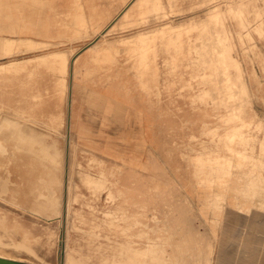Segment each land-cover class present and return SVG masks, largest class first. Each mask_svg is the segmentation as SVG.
I'll list each match as a JSON object with an SVG mask.
<instances>
[{
	"label": "rangeland",
	"instance_id": "374dc122",
	"mask_svg": "<svg viewBox=\"0 0 264 264\" xmlns=\"http://www.w3.org/2000/svg\"><path fill=\"white\" fill-rule=\"evenodd\" d=\"M146 1L35 0L34 9L36 5L41 6V16L34 17V26L39 27V32L34 34L49 42L32 48L27 41L17 38L18 47L14 51L1 53L0 62L14 58L23 61L8 64L7 74L0 72V114L9 112L18 116L22 112L19 118L39 126L43 118L55 122L51 126L59 131L62 114L54 117L49 114L60 107L58 103L64 99L65 91L62 94L59 88L65 90V78L74 64L87 73H101V79L95 83L110 86L131 100L138 99L147 110H156L152 139L154 130L157 136L155 147L147 146L142 160L135 154L127 155V159H117L115 154L110 157L69 136L65 162L72 182L70 230L64 232L57 219L33 215L27 208L15 206L12 200L1 198L0 236L4 243H0V249L18 251L48 264H73L64 253L63 243L68 240L70 246L91 254L88 257L91 261L99 263L106 256L111 260L115 255L123 262L114 264H125L130 252L128 246L141 249L155 244L160 248L139 254V250L129 248L136 252L134 264H195L197 257L207 255L214 258L213 264H219L224 258L228 264H264V234L251 233V238H259L258 244L248 240L251 217L258 215L253 207L264 208V0ZM162 5L165 10H161ZM160 25L164 27L159 30ZM141 35L143 38L146 35L147 40L140 42ZM134 37L139 44L134 42ZM65 39L68 41L64 42ZM105 44L115 46L107 51H95V45ZM54 48L64 52L55 58L47 57ZM107 52L117 53L109 55ZM37 54L39 56L28 59ZM80 54H86L83 61L79 59ZM31 145L34 150L41 146L40 142ZM57 146L65 150L66 143L59 142ZM31 155L29 152L28 156ZM28 162L32 167L37 165L33 160ZM0 172L4 173V169ZM88 173H92L89 181ZM93 174L97 179L102 176V181L107 177V182L101 181L97 187ZM8 190V186H4L0 192L5 195ZM59 191L49 189L42 196L52 199ZM66 196L67 193L64 198ZM59 200L51 202L56 209L60 208L55 203ZM42 204L50 214V206L46 202ZM4 222L11 226L5 227ZM25 237H29L40 256L25 249L16 250L13 240ZM99 243L101 248L91 247ZM178 244L182 248L177 247ZM210 246L213 252L204 254L210 251ZM253 250L259 256L248 255Z\"/></svg>",
	"mask_w": 264,
	"mask_h": 264
},
{
	"label": "bare ground",
	"instance_id": "6f19581e",
	"mask_svg": "<svg viewBox=\"0 0 264 264\" xmlns=\"http://www.w3.org/2000/svg\"><path fill=\"white\" fill-rule=\"evenodd\" d=\"M125 1V0H124ZM146 1V0H145ZM148 1V0H147ZM146 1V2H147ZM155 1V0H154ZM17 2V4H16V6L17 7H19L20 8V2H18V1H16ZM3 3V2H2ZM68 3V2H67ZM84 3V2H83ZM154 3H156V2H154ZM154 3H152V5L154 4ZM160 3H162V2H160ZM159 3V4H160ZM171 4V3H170ZM156 5H157V3H156ZM1 6H3V4H1ZM155 6V5H154ZM150 7H152V6H150ZM149 7V8H150ZM82 9H83V7H81ZM147 8V7H146ZM146 8H144V9H146ZM159 8V7H158ZM161 8H163V5H162V7ZM161 8H159V9H161ZM166 9V8H165ZM164 8L163 9H161V10H165ZM148 11H150V10H148ZM158 12V11H157ZM166 12V11H165ZM168 12V11H167ZM167 12H166V15H167ZM142 13H144V12H142ZM146 13V12H145ZM148 13V12H147ZM153 13H155V11L153 12ZM159 13H161V11L159 12ZM97 14H99V13H97ZM137 14V13H136ZM141 14V13H140ZM149 14V13H148ZM165 14V13H164ZM163 14V15H164ZM135 15V14H134ZM134 15H132V16H134ZM139 15V13L137 14V16ZM144 15L145 14H143L142 16L144 17ZM165 15V16H166ZM88 16V15H87ZM101 16V15H100ZM129 16H131V15H129ZM149 16V15H148ZM135 17V16H134ZM134 17H131V18H134ZM140 17V16H139ZM146 17V16H145ZM144 17V18H145ZM161 17H163V16H161ZM84 18V17H83ZM130 18V19H131ZM142 18V17H141ZM143 18V19H144ZM149 18H150V16H149ZM18 19V22L20 23V22H23V23H21V24H19L18 23V26H16L15 28H12L13 29V31H15V32H26V29H27V23H26V21L24 20L23 21V18L21 19V21H19V17L17 18ZM96 19H98L97 17H96ZM101 19V18H100ZM100 19H99V22H100ZM104 19V18H103ZM102 19V20H103ZM126 19V18H125ZM127 19H128V17H127ZM129 19V20H130ZM137 18H135V20H136ZM138 19H140V18H138ZM138 19H137V21H138ZM142 19V20H143ZM151 19V18H150ZM79 20V19H78ZM85 22H86V20H84ZM87 21H89V20H87ZM111 21V20H110ZM140 21L141 20H139V23H140ZM78 22V21H77ZM91 21H89L88 23H90ZM113 22H114V20H113ZM132 22V24H133V22H135V21H131ZM131 22H130V24H131ZM145 22V21H144ZM143 22V23H144ZM147 22V21H146ZM145 22V23H146ZM83 23V22H82ZM166 23V22H165ZM164 23V24H165ZM168 23V22H167ZM169 23H171L170 21H169ZM173 23V22H172ZM171 23V24H172ZM80 24V23H79ZM84 24V23H83ZM116 24V23H115ZM118 24V23H117ZM129 24V23H128ZM137 24V23H136ZM142 24V22L140 23V25ZM151 24V23H150ZM71 25V24H70ZM81 26L80 27H82V24H80ZM86 25H88L89 26V24H86ZM90 25H91V23H90ZM93 25V24H92ZM139 25V24H138ZM169 25V24H168ZM173 25V24H172ZM98 26H99V24H98ZM119 26H120V24H119ZM125 26V25H124ZM129 26V25H128ZM132 26V25H131ZM130 26V27H131ZM135 26V25H134ZM161 26V25H160ZM90 27V26H89ZM126 27H127V24H126ZM141 27V26H140ZM143 27V26H142ZM162 27V26H161ZM159 28V26H158V28H159V30L160 29H163V27L162 28ZM165 27H167V29L169 28V26H165ZM112 28H114V27H112ZM171 28V27H170ZM73 29H75V27L73 28ZM103 29V28H102ZM117 29V26H115V29H114V32H116L115 30ZM145 29H147V28H145ZM152 29V28H151ZM87 30V29H86ZM89 30V29H88ZM100 30V29H99ZM107 30V29H106ZM143 30V29H142ZM37 32H38V30H36ZM43 31V29L41 28V32ZM113 31V30H112ZM141 30H138V32H140ZM148 31V30H147ZM69 33H70V31H68ZM79 32V31H78ZM94 32H96V31H94ZM99 33H101V31H98ZM106 32V31H105ZM108 32V31H107ZM111 32V31H110ZM137 32V31H136ZM135 32V33H136ZM143 32V31H142ZM146 32V31H145ZM149 32V31H148ZM92 33V32H91ZM90 32H89V34H91ZM98 33V34H99ZM133 33V32H132ZM6 34V33H5ZM12 34V33H11ZM29 34H30V32H29ZM88 34V35H89ZM104 34V33H103ZM107 34V33H106ZM138 34V33H137ZM143 34H145V33H143ZM153 34V33H152ZM4 35V34H3ZM8 35V34H7ZM87 35V34H86ZM86 35L84 36V37H86ZM87 35V36H88ZM105 35V34H104ZM103 35V36H104ZM128 35V34H127ZM132 35V34H131ZM136 35V34H135ZM134 35V36H135ZM140 35V34H139ZM146 35H148V34H146ZM144 36V38H143V36H142V38L141 37H139V39L138 40H140V42H144L143 41V39L144 40H147V36ZM91 36V35H90ZM90 36H88V37H90ZM98 36V35H97ZM109 36V35H108ZM120 36V35H119ZM123 36V35H122ZM125 36L126 35H124V38H125ZM149 36V35H148ZM65 37V36H64ZM68 37V36H67ZM66 37V38H67ZM70 37V36H69ZM72 37V36H71ZM100 37V36H99ZM129 36H127V38H128ZM133 37V36H132ZM138 37V36H137ZM137 37H134L135 38V40H134V42L135 41H137L136 40V38ZM145 37H146V39H145ZM151 37H152V35H151ZM22 39V40H24V41H27L26 43H29L30 45L29 46H31L32 48H35V47H39V46H41L42 45V47H43V44L44 43H47V42H49L48 40H44V39H41V40H37L36 38H34V37H31V36H27V35H19V36H16V37H10V36H1L0 37V49H1V51H2V53H7V52H12V51H14L17 47H18V45H17V42H16V39ZM44 38V37H43ZM53 38V37H52ZM61 38V37H60ZM81 38H83V36L81 37ZM106 38V37H105ZM117 38V37H116ZM115 37L113 38V39H116ZM121 38V37H120ZM142 40H141V39ZM39 39H40V37H39ZM72 39V38H71ZM70 39V40H71ZM77 39V38H76ZM98 39V38H97ZM109 39V38H108ZM107 38H106V40H108ZM111 39V38H110ZM122 39H123V37H122ZM126 39V38H125ZM132 39V38H131ZM149 39V38H148ZM66 40V39H65ZM103 40V39H102ZM102 40H99V41H102ZM105 40V39H104ZM117 40V39H116ZM115 40V41H116ZM124 40V39H123ZM133 40H132V44H133ZM56 41V40H55ZM58 41H59V39H58ZM68 40H66V41H64V42H67ZM121 41V40H120ZM127 41V40H126ZM130 41V40H129ZM128 41V42H129ZM117 42V41H116ZM122 42V41H121ZM138 42V41H137ZM147 42V41H146ZM94 43V42H93ZM93 43H89L90 44V46H93V45H91V44H93ZM98 42L96 41V44H97ZM107 43H108V41H107ZM110 43V42H109ZM113 43V42H112ZM118 43H120V42H118ZM126 43V42H125ZM54 44V43H53ZM59 44V43H58ZM114 44H115V42H114ZM117 44V43H116ZM127 44V43H126ZM138 44H139V42H138ZM137 44V46H139ZM47 45V44H46ZM51 45V44H50ZM69 44H67V46H68ZM134 45V44H133ZM142 45H143V43H142ZM148 45V44H147ZM146 45V46H147ZM53 46V45H52ZM66 46V47H67ZM72 46V45H71ZM88 46V45H87ZM113 46H115V45H113V44H108V45H95L94 46V49H95V51L97 50L98 52L99 51H107V50H110ZM121 46H123V45H121ZM46 47H48V45L46 46ZM45 47V48H46ZM57 47V46H56ZM77 47V46H76ZM83 47V46H82ZM120 47V46H119ZM118 47V48H119ZM51 48V47H50ZM58 48V47H57ZM64 48V47H63ZM74 48H75V46H74ZM117 48V47H116ZM145 48V47H144ZM148 48V47H147ZM146 48V49H147ZM55 49V48H54ZM50 50V52H48V55H47V57H51V56H54L53 58H55L56 56H58V54H60V53H62V52H64L62 49H55V50ZM68 49H69V47H68ZM73 49V48H72ZM76 49V48H75ZM77 50H78V48H77ZM114 50H117V49H115V47H114ZM119 50V49H118ZM118 50H117V52H118ZM145 50V49H144ZM149 50V49H148ZM147 50V51H148ZM146 51V50H145ZM116 52V53H117ZM120 52V51H119ZM44 53V52H43ZM45 53H47V52H45ZM44 53V54H45ZM108 53V52H107ZM110 53V52H109ZM108 53V54H109ZM114 53L115 52H112V53H110L109 55H111V54H113L114 55ZM115 53V54H116ZM148 53H149V51H148ZM42 54V53H41ZM40 54V55H41ZM95 54V53H94ZM97 54V53H96ZM101 54V53H100ZM99 54V55H100ZM103 54V53H102ZM105 55V54H104ZM108 55V56H109ZM112 55V56H113ZM118 55V54H117ZM37 56H39V54H37V55H32V56H30V57H28V59H31V58H35V57H37ZM93 55H91V57H92ZM148 56V55H147ZM110 57V56H109ZM93 58V57H92ZM26 59V58H25ZM24 59V60H25ZM113 59V58H112ZM112 59H110V61L112 60ZM95 60V59H94ZM93 60V61H94ZM99 60H100V57H99ZM109 60V59H108ZM21 61H23L22 59H16V58H14V59H10L9 61H2V62H0V72L2 73V74H7L6 73V68H7V65L8 64H14V63H18V62H21ZM66 61V60H65ZM81 61H83V60H81ZM101 61V60H100ZM107 61V60H106ZM60 62V61H59ZM102 62V61H101ZM100 62V63H101ZM108 62V61H107ZM57 63V62H56ZM70 63H71V61H70ZM78 63H79V61H78ZM102 64V63H101ZM64 65V64H63ZM71 65V64H70ZM81 65V64H80ZM93 65V64H92ZM98 65V64H97ZM90 66V65H89ZM102 66V65H101ZM74 67V66H73ZM72 67V68H73ZM77 67V66H76ZM95 67V66H94ZM98 67V66H97ZM96 68V67H95ZM94 68V70H96ZM65 69H66V67H65ZM71 69V68H70ZM100 69V68H99ZM98 69V70H99ZM84 70V69H83ZM78 71H79V69H78ZM75 72V71H74ZM80 72V71H79ZM77 73V72H76ZM12 74V73H11ZM9 75V74H8ZM14 75V74H13ZM58 75V74H57ZM98 75V74H97ZM96 75V76H97ZM108 75V74H107ZM66 76V75H65ZM108 76H110V74L108 75ZM17 77V76H16ZM37 77H40V76H37ZM36 77V79H38ZM59 77V76H58ZM58 77H56L57 79H58ZM68 77V76H67ZM66 77V78H67ZM34 77H32V79H33ZM76 78V77H75ZM97 78H98V76H97ZM96 78V79H97ZM101 78V77H100ZM103 78V77H102ZM223 78H224V76H223ZM39 79H41V78H39ZM68 79V78H67ZM66 79V80H67ZM109 79V78H108ZM10 80H12V79H10ZM27 80V79H26ZM98 80V79H97ZM19 81H21V80H19L18 79V82ZM23 81H25V80H23ZM35 81V80H34ZM37 81V80H36ZM47 81H49V80H47ZM52 81H53V79H52ZM56 81V80H55ZM68 81V80H67ZM89 81V80H88ZM12 82V81H11ZM26 82V81H25ZM24 82V83H25ZM30 82H32V80L30 81ZM40 82V81H39ZM38 82V83H39ZM57 82V81H56ZM60 82V81H59ZM1 83V82H0ZM28 83V82H27ZM85 83V82H84ZM16 84V83H15ZM44 84H45V81H44ZM57 84H58V82H57ZM4 85V84H3ZM6 85V84H5ZM18 85V84H17ZM25 85H26V83H25ZM38 85V84H37ZM36 85V86H37ZM93 85V84H92ZM60 86V85H59ZM62 86V85H61ZM96 86V85H95ZM22 87V86H21ZM20 87V88H21ZM27 87H29V86H27ZM35 87V86H34ZM45 87V86H44ZM49 87V86H48ZM57 87H58V85H57ZM97 87V86H96ZM2 88H4V87H2ZM15 88V87H14ZM19 88V89H20ZM37 88V87H36ZM63 88H64V86H63ZM69 88H70V86H69ZM112 88V87H111ZM8 89V88H7ZM24 89H26L25 88V86H24ZM38 89H40L39 87H38ZM66 89L67 88H65V90H62V87H60L59 88V91H62V94H63V91H65L66 92ZM6 90V89H5ZM16 90V89H15ZM18 90V89H17ZM30 90V89H29ZM34 90H35V88H34ZM41 90V89H40ZM45 90H47L46 89V87H45ZM7 91H9V90H7ZM21 91H22V89H21ZM36 91H38V90H36ZM49 91V90H48ZM75 91V90H74ZM11 92V91H10ZM41 92V91H40ZM12 93V92H11ZM17 93V92H16ZM77 93V92H76ZM42 94H43V92H42ZM49 94V93H48ZM65 94V93H64ZM44 95H45V93H44ZM47 95V94H46ZM28 96V95H27ZM66 96V95H65ZM76 96V95H75ZM74 96V97H75ZM26 97V96H25ZM29 97V96H28ZM30 97H31V95H30ZM43 98H45V97H43ZM66 98V97H65ZM24 99V98H23ZM35 99V98H34ZM37 99V98H36ZM33 100V99H32ZM62 100V99H61ZM9 101V100H8ZM18 101H20V100H18ZM26 101V100H25ZM38 101V100H37ZM69 101H71V100H69ZM10 102V101H9ZM8 102V103H9ZM12 102V101H11ZM10 102V103H11ZM22 102V101H21ZM28 103V102H27ZM58 103V102H57ZM36 104V103H35ZM34 104V105H35ZM38 104H39V102H38ZM38 104H36L35 105V107L38 105ZM34 105H33V107H34ZM8 106V105H7ZM22 106V105H21ZM75 106H77V105H75ZM114 106V105H113ZM10 107V106H9ZM19 107V106H18ZM17 107V108H18ZM32 106H31V108L30 109H32L33 108ZM41 107H42V105H41ZM57 107H58V105H57ZM11 108V107H10ZM80 108V107H79ZM120 108V107H119ZM9 109V108H8ZM7 109V110H8ZM26 109V108H25ZM12 110V109H11ZM43 110V109H42ZM102 110V109H101ZM37 111V110H36ZM68 111V110H67ZM21 112V111H20ZM20 112H18V113H20ZM41 112V111H40ZM114 113V112H113ZM122 113V112H121ZM16 114V113H15ZM66 114H67V112H66ZM109 114V113H108ZM111 114V113H110ZM140 114V113H139ZM20 115V114H19ZM18 115V116H19ZM21 115H22V112H21ZM20 115V116H21ZM32 115V114H31ZM34 115H35V113H34ZM50 116L49 117H54V116H57V115H59V114H54L53 112H50V114H49ZM54 115V116H53ZM81 115V114H80ZM112 115V114H111ZM127 115V114H126ZM131 115H133V114H131ZM17 115H14V114H12V113H9V112H5V113H2V114H0V171H1V169H4V173H1L0 172V189L2 188V187H4V186H8V193L7 194H5V195H3L1 192H0V199L1 198H8V199H10V200H12L16 205L15 206H17V207H21V208H23V207H25V208H27V210L28 211H30V212H32L33 213V215L34 214H37V215H39V216H41V217H44L45 219H47V220H53V219H57V220H59V222H60V224L59 225H61L62 227H61V229L64 231V232H68V230H70L69 229V221H70V218L71 217H69V215H70V209H71V203H70V201H71V195H70V192H71V183L72 182H70V177L68 176V174H67V169H66V162H65V157H66V152L68 151V148H69V140L67 139L66 140V146H65V150H61V148L59 147L58 148V146H57V144L60 142V140H59V138L57 137V136H55L53 133H52V124H54L55 122H48L47 120H45V119H43V118H41V125H42V122H44V123H46V124H44V126H46V128H47V131H45V132H41V130H38L37 128H35V127H33V124L31 125V124H29L28 122H26L25 120H23V119H21V118H19ZM23 116V115H22ZM21 116V117H22ZM28 116V115H27ZM39 116V115H38ZM43 116V115H42ZM61 116V115H60ZM63 116V115H62ZM118 116V115H117ZM32 117V116H31ZM112 117V116H111ZM128 117V116H127ZM33 118V117H32ZM48 119V118H47ZM53 119V118H52ZM61 119H64V118H61ZM105 119H106V117H105ZM56 120H58V119H56ZM102 120H104V119H102ZM108 120V119H107ZM82 121V120H81ZM127 121V120H126ZM57 122V121H56ZM60 122V121H59ZM63 122V121H62ZM80 122V121H79ZM107 122V121H106ZM130 122V121H129ZM58 123V122H57ZM61 123V122H60ZM102 123H103V121H102ZM101 123V124H102ZM79 124V123H78ZM81 124V123H80ZM133 124H134V122H133ZM52 125V126H51ZM64 125V124H63ZM55 126H56V124H55ZM60 126V125H59ZM111 126V125H110ZM60 127H62V125L60 126ZM66 128V127H65ZM73 128V127H72ZM71 128V129H72ZM58 129V125L56 126V130ZM76 129V128H75ZM54 130V129H53ZM64 130V129H63ZM42 131H44V129L42 130ZM65 132V131H64ZM95 132H97V131H95ZM82 133V132H81ZM87 133V132H86ZM113 133V132H112ZM89 134V133H88ZM115 134V133H114ZM83 135V134H82ZM94 135V134H93ZM120 135V134H119ZM116 136H118V135H116ZM61 137V136H60ZM99 137V136H98ZM123 137V136H122ZM95 139V138H94ZM98 140V139H97ZM36 142H40V144H41V146H40V150H41V152L39 151V149H37V150H34V148H33V146L31 145V144H33V143H36ZM75 142V141H74ZM74 142H72V143H74ZM125 142V141H124ZM80 143V142H79ZM76 145V144H75ZM82 145V144H81ZM83 148V147H82ZM91 149V148H90ZM101 150H102V148H101ZM164 150H166V149H164ZM155 151H156V149H155ZM160 151V150H159ZM29 152L30 153H32V155L29 157L28 156V154H29ZM84 152V151H83ZM89 152V151H88ZM158 153V152H157ZM105 154V153H104ZM108 154V153H107ZM165 154H166V152H165ZM99 155V154H98ZM112 155V154H111ZM168 155V154H167ZM166 155V156H167ZM93 156V155H92ZM108 156V155H107ZM173 156V155H172ZM95 157V156H94ZM106 157V156H105ZM162 157V156H161ZM168 157V156H167ZM96 158V157H95ZM99 158V157H98ZM115 158V157H114ZM164 158V157H163ZM97 159V158H96ZM102 160L104 159V158H101ZM118 159V158H117ZM29 160H33V161H35V162H37L36 164V166L35 167H32V165L28 162ZM98 160V159H97ZM101 160V162H103ZM120 160V159H119ZM21 161V162H20ZM92 161V160H91ZM100 161V160H99ZM98 161V162H99ZM121 161V160H120ZM43 163H44V167L42 166L43 165ZM82 163V162H81ZM91 163V162H90ZM124 163V162H123ZM137 163V162H136ZM158 163V162H157ZM83 164V163H82ZM81 164V165H82ZM148 164V163H147ZM80 165V166H81ZM92 165V164H91ZM106 165V164H105ZM149 165V164H148ZM168 165V164H167ZM171 165V164H170ZM241 165V164H240ZM39 168H38V167ZM76 166V165H75ZM79 166V165H78ZM83 166V165H82ZM93 166V165H92ZM180 166V165H179ZM68 167H70V169H71V165L69 164V166ZM88 167V166H87ZM161 167V166H160ZM171 167V166H170ZM177 167V166H176ZM75 168V167H74ZM83 168V167H82ZM85 168V167H84ZM90 168V167H89ZM142 168V167H141ZM140 168V169H141ZM163 168V167H162ZM172 168V167H171ZM80 169H81V167H80ZM120 169H121V167H120ZM175 169V168H174ZM182 169V168H181ZM72 170V169H71ZM79 170V169H78ZM87 170V169H86ZM101 170H102V168H101ZM179 170V169H178ZM183 170H184V168H183ZM68 171H69V169H68ZM82 171V170H81ZM105 171V170H104ZM104 171H103V173H104ZM156 171V170H155ZM86 172V171H85ZM87 172H88V170H87ZM93 172H95V171H93ZM92 172V173H93ZM175 172V171H174ZM181 172V171H180ZM92 173H90V175L92 174ZM98 173V172H97ZM103 173H101V174H103ZM113 173V172H112ZM71 174V173H70ZM69 174V175H70ZM82 174H83V172H82ZM84 175V174H83ZM83 175H81L82 177H83ZM88 175H89V173H88ZM90 175L88 176V181H89V179H90ZM94 175V174H93ZM97 175V174H96ZM104 175V174H103ZM71 176V175H70ZM77 176V175H76ZM85 176V175H84ZM185 176V175H184ZM86 177V176H85ZM92 177V176H91ZM109 177V176H108ZM93 182L95 181V185H96V183H97V187H99L98 186V183H100L102 180V176H100L99 177V179H97V177H95V175L93 176ZM107 178V177H106ZM106 178L104 179V181H102V183L104 182L105 183V181H106ZM186 178V177H185ZM187 179V178H186ZM86 181V183H87V178L85 179ZM110 180V179H109ZM115 180V179H114ZM164 180V179H163ZM97 181V182H96ZM184 181V180H183ZM76 182V181H75ZM93 182H91V183H93ZM107 182V181H106ZM89 183V182H88ZM103 183V184H104ZM74 184V183H73ZM91 185V184H90ZM101 185V184H100ZM113 185V184H112ZM94 186V185H93ZM105 186V185H104ZM107 187H109V186H107ZM107 187H105V188H107ZM158 187V186H157ZM55 188H58L60 191L59 192H57L54 196H53V198L52 199H50V198H48V197H46V196H42V193L44 192H46L47 190H49V189H55ZM89 188H92V187H89ZM94 188V187H93ZM105 188H103V190L105 189ZM96 189V188H95ZM181 189V188H180ZM75 190V189H74ZM111 190V189H110ZM178 190V189H177ZM95 191V190H94ZM102 191V190H101ZM121 191V190H120ZM180 191H182V190H180ZM77 192V191H76ZM92 192V191H91ZM96 192V191H95ZM108 192V191H107ZM106 192V193H107ZM112 192H114V191H112ZM65 193H67L68 194V196H66L65 198H64V195H65ZM82 193V192H81ZM157 193V192H156ZM174 193V192H173ZM180 193V192H179ZM85 194H87V193H85ZM92 194V193H91ZM95 194V193H94ZM114 194H115V192H114ZM150 194V193H149ZM83 196H84V193L82 194ZM151 195V194H150ZM114 196V195H113ZM116 196V195H115ZM88 197V196H87ZM57 198H60L61 200H59L58 202H55L56 203V205H57V207H60V208H58V209H56V208H54L53 207V205H52V201H57ZM94 198V197H93ZM97 198H98V195H97ZM102 198V197H101ZM109 198V197H108ZM149 198V197H148ZM82 199V198H81ZM111 199V198H110ZM114 199V198H113ZM3 200V199H2ZM127 200V199H126ZM125 200V201H126ZM140 200V199H139ZM147 200V199H146ZM153 200V199H152ZM73 201H75V200H73ZM114 201V200H113ZM135 201V200H134ZM144 201V200H143ZM142 201V202H143ZM148 201H150V200H148ZM148 201H146V202H148ZM43 202H46L49 206H50V211H51V213L49 214V213H47L46 212V210L43 208ZM106 202V201H105ZM122 202V201H121ZM140 202V201H139ZM124 203V202H123ZM126 203V202H125ZM83 204V203H82ZM95 204V203H94ZM132 204V203H131ZM135 204V203H134ZM143 204V203H142ZM47 205V206H48ZM74 205V204H73ZM120 205V204H119ZM147 205V204H146ZM127 206V205H126ZM144 206H145V204H144ZM125 207V206H124ZM138 207V206H137ZM35 208H39L40 210L39 211H36L35 210ZM100 208V207H99ZM112 208V207H111ZM116 208V207H115ZM126 208V207H125ZM129 208V207H128ZM144 207H142V209H143ZM75 209V208H74ZM77 209V208H76ZM81 209H84V208H81ZM80 209V210H81ZM87 209V208H86ZM91 209H92V207H91ZM108 209V208H107ZM130 209V208H129ZM144 209H147V207L146 208H144ZM73 210V209H72ZM108 210H110V209H108ZM128 210V209H127ZM132 210V209H131ZM138 210V209H137ZM141 210V209H140ZM10 211V210H9ZM103 211V210H102ZM124 211V210H123ZM145 211V210H144ZM23 212V211H22ZM82 212H86V210L85 211H83L82 210ZM104 212V211H103ZM115 212V211H114ZM113 212V213H114ZM118 212V211H117ZM126 212H128V211H126ZM129 212H130V210H129ZM134 212H137V211H134ZM138 212H139V210H138ZM141 212H143V211H141ZM97 213V212H96ZM111 213V212H110ZM116 213V212H115ZM122 213V212H121ZM145 213V212H144ZM7 214V213H6ZM73 214V213H72ZM86 214H89V212L88 213H86ZM105 214V213H104ZM109 214V213H108ZM129 214V213H128ZM134 214V213H133ZM8 215V214H7ZM75 215V214H74ZM78 215V214H77ZM125 215V214H124ZM139 215V214H138ZM144 215V214H143ZM17 216V215H16ZM21 216V215H20ZM25 216V215H24ZM71 216V215H70ZM80 216V215H79ZM107 216V215H106ZM108 216H110V215H108ZM113 216V215H112ZM111 216V217H112ZM105 217V216H104ZM114 217V216H113ZM117 217V216H116ZM120 218H121V216H120ZM119 218V219H120ZM77 219V218H76ZM117 219V218H116ZM75 220V219H74ZM78 220V219H77ZM115 220V219H114ZM158 220V219H157ZM9 221V220H8ZM116 221V220H115ZM13 222H15V221H13ZM12 222V223H13ZM80 222V221H79ZM41 223V222H40ZM77 223V222H76ZM20 224V223H19ZM32 224V223H31ZM83 224V223H82ZM82 224H80V225H82ZM106 224H108V223H106ZM177 224V223H176ZM45 225V224H44ZM4 226L5 227H10L11 225H9V224H7L6 222H4ZM211 226V225H210ZM17 228H20L19 226H16ZM45 227V226H44ZM53 227V226H52ZM213 227V226H212ZM23 227H21V229H22ZM201 228V227H200ZM263 228V227H262ZM34 229H36V228H34ZM177 229V228H176ZM207 230V229H206ZM35 231V230H34ZM47 231H49V230H47ZM60 231V230H59ZM86 231V230H85ZM98 231V230H97ZM46 232V231H45ZM73 232V231H72ZM173 232V231H172ZM36 233V232H35ZM49 233H51V232H49ZM74 233V232H73ZM100 233H102L101 231H100ZM33 234V233H32ZM31 234V235H32ZM45 234V233H44ZM48 234V233H47ZM77 234V233H76ZM217 234V233H216ZM42 235H43V233H42ZM65 235H67V234H65ZM65 235H63V236H65ZM74 235H75V233H74ZM30 236V235H29ZM181 236V235H180ZM34 237V236H33ZM45 237V236H44ZM101 238H103V237H101ZM7 239V238H6ZM57 240L59 239V238H56ZM72 239H73V237H72ZM104 239H105V237H104ZM97 240V239H96ZM98 241V240H97ZM41 242V241H40ZM0 243L1 244H3L4 243V241H3V238H2V236H0ZM44 243V242H43ZM77 243V242H76ZM80 243V242H79ZM262 243H264V242H262ZM13 244L16 246V250H21V249H25V250H28V251H30L32 254H34V255H37V256H40V254L37 252V250H36V248L32 245V243L30 242V239H29V237H25V238H23L22 240H13ZM64 253H65V255H66V258L67 259H69V260H71V262H73V264H103L104 262H108V263H110V264H114L115 263V261H120V262H123V260H122V258H118V257H116L115 255H114V257L110 260V259H108V257L106 256V258H104V259H102L99 263L97 262V261H91L88 257H90V256H92L91 254H88V253H84L83 251H82V249L81 248H78V247H74V246H70L69 245V242H68V240L67 241H64ZM228 244H230V243H228ZM260 245H262V244H260ZM37 246H39V245H37ZM42 246H43V244H42ZM48 246V245H47ZM59 246H61V245H59ZM234 246V245H233ZM43 247H45V246H43ZM53 247V246H52ZM92 248H97V249H99V248H101V243H99L98 245H96V246H91ZM177 247H179V248H182V245L181 244H178V246ZM237 246L235 245L233 248H235V249H237L236 248ZM9 248V247H8ZM54 248H56V247H54ZM139 250L138 251V254L139 253H143V252H146V251H149V250H155L156 248H160L158 245H155V244H148V245H146V246H144V247H141V249H140V247L138 248V249H136V248H134L133 246L131 247V246H128V250L130 251L129 252V256H128V259H127V261L125 262V264H134L135 263V253H134V251H132L131 252V250ZM161 248H164V247H161ZM260 248V247H259ZM232 248H230V250H231ZM213 246H210V251L209 252H205L204 254H211L212 252H213ZM45 251V250H44ZM49 251H51V250H49ZM78 251V252H77ZM229 251V250H228ZM227 251V252H228ZM56 253H57V251H56ZM64 253H63V255H64ZM247 253V252H246ZM245 253V254H246ZM249 253V252H248ZM166 254V253H165ZM168 254V253H167ZM252 254H254V253H252ZM259 254V253H258ZM262 254V253H261ZM50 255V254H49ZM85 255H87V256H85ZM222 255V254H221ZM241 255V254H240ZM247 255V254H246ZM249 255V254H248ZM48 256V255H47ZM264 256V255H263ZM214 259V258H213ZM213 259H212V257H209L208 255L207 256H203V257H197L196 258V263L195 264H213ZM262 260H264V258L262 257ZM124 261H125V259H124ZM250 261V260H249ZM59 262V261H58ZM60 262H61V260H60ZM194 262V261H193ZM0 264H48V263H45L43 260H38V259H35V257H30V256H25V255H22V254H20V252H18V251H15L14 252V250L12 251H10V250H5V251H3V250H1L0 249ZM55 264V263H54ZM262 264V263H261Z\"/></svg>",
	"mask_w": 264,
	"mask_h": 264
},
{
	"label": "crops",
	"instance_id": "0c3cea01",
	"mask_svg": "<svg viewBox=\"0 0 264 264\" xmlns=\"http://www.w3.org/2000/svg\"><path fill=\"white\" fill-rule=\"evenodd\" d=\"M16 1L17 0H0V37H16L19 35H27L34 37L37 40H41V37L39 39V36H35L34 34L39 32L36 31L39 30V27L34 26V17L41 16V6L36 5V9H34L33 1L35 0H19V8L16 6ZM1 4H3V6H1ZM18 17L24 18L23 21L25 20L28 24L26 32H13L12 28L18 26ZM2 18L5 19L3 20ZM21 23L23 22H20L19 24ZM3 26L5 29L4 31H2ZM1 53L2 51L0 49V58H3ZM85 58L86 54L79 57L80 60ZM78 69V66L73 68L71 67L70 72L67 75L68 77L66 76L68 79L65 78L67 89L64 94V99L59 101L58 105H60V107L53 111L54 114H62V118L64 119L60 124L62 127L59 128V131L52 129V133L59 138L62 145L66 143V140L69 136H74L80 143L85 144V147L91 148L92 150L98 152H100L102 148L101 152L110 157L117 155L116 158L127 159V155L135 154L138 155L140 157L139 159L142 160L147 151V146L155 147L156 144V130L153 132L154 139H152L151 129L152 123L157 121V111L147 110L142 102L138 99L131 100L129 97L122 96L110 86L105 87L100 83H95V81L101 79V73H87L85 69H81L79 72ZM33 127L39 130L44 129V131L41 130V132L47 131V128L44 125L39 126L33 124ZM64 128L66 134L63 132ZM253 208L255 209V212L258 213V215H255L256 217H251L250 229L248 230V240L258 244L259 238H251L250 235L253 232H255V234H264V208L261 210H259L257 207ZM254 209L252 213H254ZM259 225H261V227ZM240 230L241 229L238 227V235ZM252 253L250 252L249 255L259 256L258 252L255 250H253ZM221 254L222 253H220V257L222 256ZM225 263L228 264V260L225 258L224 261L220 260L219 262V264Z\"/></svg>",
	"mask_w": 264,
	"mask_h": 264
}]
</instances>
